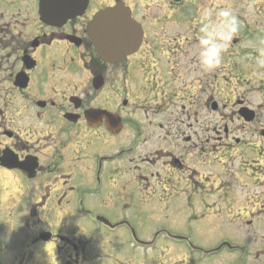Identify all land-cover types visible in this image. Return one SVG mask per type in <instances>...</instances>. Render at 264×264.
Wrapping results in <instances>:
<instances>
[{
    "label": "flooded vegetation",
    "instance_id": "1",
    "mask_svg": "<svg viewBox=\"0 0 264 264\" xmlns=\"http://www.w3.org/2000/svg\"><path fill=\"white\" fill-rule=\"evenodd\" d=\"M121 3L143 35L133 54L106 63L87 24L98 10ZM38 5L0 0V216L15 236L23 229L12 263L84 264L101 257L95 253L101 244L88 253L85 228L90 218L99 223L100 212L115 218L111 230L125 227L132 240L134 213L159 221L141 245L159 237L193 245L163 222L184 223L192 234L191 224L203 220L212 231L218 215L264 217V209L234 208L233 183L219 178L223 164L218 168L215 156L219 145L243 149L250 125L264 126L263 105L257 111L242 94L231 95L223 110L218 101L224 91L218 72L225 85L234 77L237 38L229 24L244 19V0H89L81 16L61 26L42 22ZM205 29L229 37L218 41L226 65L210 71L200 63ZM246 110L253 120L244 119ZM257 129L264 141V128ZM257 163L264 173V162ZM246 172L240 165L235 173ZM241 223L230 220L229 228L243 232ZM233 242L210 253L227 250L230 257L249 246ZM255 244L252 260L264 264V237Z\"/></svg>",
    "mask_w": 264,
    "mask_h": 264
},
{
    "label": "rangeland",
    "instance_id": "2",
    "mask_svg": "<svg viewBox=\"0 0 264 264\" xmlns=\"http://www.w3.org/2000/svg\"><path fill=\"white\" fill-rule=\"evenodd\" d=\"M92 1L97 2L98 0ZM244 1L247 5L244 19H234V36L237 40L233 48V57H230V60L234 61V77L232 83L225 85L224 80H221L220 72H218V90L224 88V91L218 94V101L219 107L222 109L223 105L229 106L231 95L242 94L245 96L248 105L257 108L258 111L259 106L263 105L264 108V0ZM247 24H249V31L245 29ZM76 59L82 65L78 55H76ZM226 63L227 58L223 57L219 66L226 65ZM219 123L222 122L219 121ZM256 127L264 128L260 124H257ZM257 128L254 131V127L250 125V135L245 139L247 143L243 149L235 147L233 150H222L219 145L217 155H215L218 157V168L221 167V162L223 164V172L219 178L233 183L230 193L237 199L235 209H243L244 207L251 211L264 209V173L256 168L258 161L261 164L264 162V141L260 138ZM252 132L254 135H252ZM257 152H260L259 159L257 158ZM240 165H243L244 169L247 170L246 175L235 173ZM251 166L254 168H251ZM98 215L115 221V218L106 212H100ZM1 219H3V222L1 221L0 225V238L2 239L0 243L6 242L7 249L0 257V264H14L12 263L13 257H16L19 252L14 246L20 244L16 236L22 233L23 229L17 228V235L15 236L10 229L6 230V226L4 227L3 215L0 216ZM249 219H252L253 222L252 226L247 228L243 224ZM84 220L86 221L85 218ZM152 220L153 218L149 216L133 214V221H129L133 225V232L137 238L143 241L152 239L156 227H161L159 221ZM213 220L210 222L212 231L205 229L203 226L204 220L193 222L191 227L194 233L192 234L188 233V228L184 223L178 224L176 221L162 223L167 230L174 234L189 236L193 243L192 246L174 242L169 244L168 240L164 241V238L160 237L151 246L148 244L149 247H139V245L136 246L138 243L135 244L132 240L130 231L127 228L123 227L112 231L90 218L88 222L86 221L88 227L85 226L90 231L87 239L89 241L88 253H93L91 251L93 250V244H101L103 249L101 252L95 251L96 254L100 253L101 257H96L97 259L94 261H88L84 264H225L229 262L228 259L231 257H234V260L230 264H257L252 257L255 253L254 250L257 248L255 243H259L260 238L264 237V229L260 228L264 227V217L242 215L235 218L218 215ZM230 220L242 221L243 232L228 228L231 227ZM231 223L235 224L237 222ZM92 229H95V231ZM237 239L248 241L249 246L246 252L237 250L230 257L227 250L207 254L202 252L203 250H212L223 242L234 243L233 241L236 242ZM242 243L238 242V244ZM242 245L246 246V244ZM42 264L55 263H45L42 260Z\"/></svg>",
    "mask_w": 264,
    "mask_h": 264
},
{
    "label": "water",
    "instance_id": "3",
    "mask_svg": "<svg viewBox=\"0 0 264 264\" xmlns=\"http://www.w3.org/2000/svg\"><path fill=\"white\" fill-rule=\"evenodd\" d=\"M86 3L87 0H40L41 18L60 24L67 17L80 14ZM88 32L98 55L107 62H116L133 53L142 37L140 26L131 19L129 10L120 5L96 13ZM245 117L246 120L252 119L250 114Z\"/></svg>",
    "mask_w": 264,
    "mask_h": 264
},
{
    "label": "clouds",
    "instance_id": "4",
    "mask_svg": "<svg viewBox=\"0 0 264 264\" xmlns=\"http://www.w3.org/2000/svg\"><path fill=\"white\" fill-rule=\"evenodd\" d=\"M227 15V13H225ZM229 31H235V21L229 24ZM205 35L201 37L200 45V63L205 70H212L221 62V53L224 50V45L219 43V40L229 38L228 33H221L215 30H204Z\"/></svg>",
    "mask_w": 264,
    "mask_h": 264
}]
</instances>
